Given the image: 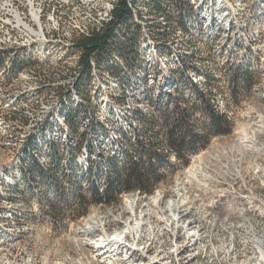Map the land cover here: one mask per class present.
Here are the masks:
<instances>
[{
	"label": "bare ground",
	"instance_id": "1",
	"mask_svg": "<svg viewBox=\"0 0 264 264\" xmlns=\"http://www.w3.org/2000/svg\"><path fill=\"white\" fill-rule=\"evenodd\" d=\"M32 1L35 6L37 2ZM42 1L46 2L45 12H55L61 4L75 7L86 0ZM117 1L109 2L105 19L75 30L71 37L42 31L22 38L15 23L7 21L5 16L6 22L2 20L5 34L0 35V77L4 80L0 87V149L10 157L9 165L0 167V201L9 204L5 215L12 225L27 219L24 211L16 208L24 206L25 190L33 178L39 179L29 164H34L38 171L48 170L56 152L63 157L69 174L77 176L84 188L95 180L103 195V181L111 175L108 169L111 162L126 164L128 156L133 155L131 147L144 131L145 125L134 118L138 111L149 110L147 99L142 97L150 92L157 95L175 91L174 80L186 92L189 85L201 88L202 78L186 71L185 61L195 57L194 52L185 47L182 50L174 37L184 45L196 40L195 43L210 48L214 56L226 57L234 70L249 66L257 71L258 78L261 75L262 57L256 48L261 37L250 29L264 22V0H251L249 9L244 0H183L178 7L172 4L171 21L165 26L171 34L166 32L168 35L160 39L148 29L151 18L145 0H137L139 7L131 3V11L143 40L139 68L127 74L125 85L91 59L94 64L86 93L78 95L75 87L83 65L80 54L73 51L75 42L92 35L93 30L104 28ZM162 43L164 49L158 48ZM71 62L74 65L61 70ZM18 63L22 64L21 68H17ZM26 81H30V86L24 88ZM121 96L122 102L117 99ZM69 100L75 101L76 108H83L82 114L72 117L70 122L63 116ZM213 107L221 113L225 109V106ZM29 108H33L32 113L26 114ZM157 151L170 154L167 147ZM204 166L191 171L190 176L196 175L205 182L204 194L220 187L223 191L217 190L222 194L218 200L212 196L213 201L208 197L190 201L187 192H176L167 199L162 190L124 193L113 218L109 215L111 209L107 208L103 221L98 222L100 225L91 224L92 218L88 228L79 230L83 237L101 236L92 243L89 241L91 251L103 258V264H264V242L249 225L251 217L246 208L239 210L240 221L222 217L216 211L221 199L231 195L225 186L234 179V173L208 171ZM256 200L257 214L264 219V201ZM3 240L0 238V245ZM250 246L252 256L247 257L245 251ZM240 251H244L242 256Z\"/></svg>",
	"mask_w": 264,
	"mask_h": 264
},
{
	"label": "rangeland",
	"instance_id": "2",
	"mask_svg": "<svg viewBox=\"0 0 264 264\" xmlns=\"http://www.w3.org/2000/svg\"><path fill=\"white\" fill-rule=\"evenodd\" d=\"M111 1L86 0L75 7L61 4L59 10L45 12L46 2L42 0H35L37 2L35 6L32 0H0V35L5 34L4 29H1L2 20L5 21V17H8L7 21L15 23L17 28L15 29L22 38L27 37L26 35L41 34L42 31L59 32L62 36L71 37V33L73 35L75 30H83L87 25L105 19L110 10ZM244 4L246 9H249L252 1L244 0ZM250 30L252 33L255 31L260 33L261 38L256 48L262 57L263 68L260 77H257L258 80L250 78L245 84L240 80L242 74L235 72L236 70L226 57L214 56L210 48L195 43L196 40L184 45L182 40L174 37V40L176 39L174 42L182 50L194 52L195 57L192 56L187 63L194 68L192 72L202 78L201 88L205 95V103L209 102L211 106H225L224 111L220 113L227 117L231 129L228 134H214L207 128L210 124L207 115L195 109L190 122L195 125L193 128L200 137L198 147L184 150V158L190 160L188 166H183V161L179 158L174 161L173 157L165 159L166 162L164 161L159 169L161 179L154 191L162 190L167 199L174 196L176 192H187L186 195L189 196L190 201L205 200L207 197L212 201L218 200V197L222 195L217 192L220 187L216 188L215 192H210L211 195L204 194L203 183L205 182L196 175L191 177V171H196L203 164L208 171L223 170L220 172L222 174L224 171L233 172L234 179L225 186L231 195L221 199L216 211L221 216L240 221L239 210L244 206L248 216L251 217L249 225L259 232L258 235L264 242V219L259 217L256 211L259 205L256 198L264 201V22L253 25ZM230 40L231 38L228 39ZM72 63L61 70L65 71L66 67L74 65ZM204 74H208L209 77L205 78ZM29 82L24 83V88L30 86ZM3 84L4 80L0 77V87ZM192 103L193 105L201 104L200 100L196 101L194 97ZM32 109L29 108L26 114L32 113ZM160 113L163 111L148 110V114L152 116L160 115L159 119H161ZM0 115L2 118L1 111ZM159 119L155 118L153 123L157 131ZM172 121H165V125L169 128L173 125ZM156 136L159 135L156 134ZM203 137L209 138L206 144H203ZM156 140L158 139L155 138ZM9 157L7 151L0 149V167L9 165ZM63 160V157L59 159L54 167L53 175L44 178L40 186L25 190L27 193L24 199L25 204L16 209L24 211L26 220L19 221L15 225L7 222L5 211L9 204L0 201V238L4 239L0 245V264H103V258L91 251V247L87 245L89 241L92 243L99 240L101 236L95 234L93 238L83 237L79 230L88 228L92 218L94 219L91 224L100 225L99 221H103L107 208L111 209L109 215L113 218L119 210L117 204L122 198L118 195H114V198L105 196L107 200L103 203L111 201L115 202L112 205H117L112 208L110 207L112 205H95L98 196L93 191L92 195L89 194V187L76 188L72 185V176ZM50 182L57 185L51 186ZM106 183L107 181H103V197ZM99 193L101 194L100 190ZM121 193L124 195L122 190ZM250 249H252L251 246L245 251L247 257L252 256ZM243 252L240 251L239 254ZM249 261L253 262L252 259Z\"/></svg>",
	"mask_w": 264,
	"mask_h": 264
},
{
	"label": "trees",
	"instance_id": "3",
	"mask_svg": "<svg viewBox=\"0 0 264 264\" xmlns=\"http://www.w3.org/2000/svg\"><path fill=\"white\" fill-rule=\"evenodd\" d=\"M142 1L144 2V0ZM131 3L134 6L136 5V7H139L138 4H140L137 0H118L114 4L111 20L107 24H103L104 28L99 31L93 30V33H91L92 35H89L90 37L83 36L78 39L79 41L77 40L75 42L73 51L80 54L81 63L83 65V70L80 73L81 76L77 80V86L75 87L78 95L86 93L85 90L88 87L91 76V59H94L99 68L112 78L117 80L120 79L119 81L125 85L128 84V82H125L127 74L139 68L140 53L143 49L141 43L143 40L140 26L136 25L132 19ZM182 3L183 0H145L144 4L145 6L147 5L148 14L151 18L148 29L155 38L160 39L166 36L168 32L165 26L171 21V13L169 11L171 5L174 4L175 7H178ZM151 14H153V16ZM161 19H163V21H161ZM163 31L164 35L162 34ZM168 34H171V32ZM161 45L162 46H158V48L164 49L165 44L162 43ZM185 62L186 71H192L194 68L189 65L187 61ZM21 67L22 64L18 63L17 68ZM235 72L242 74L240 80H242L244 84L247 83L250 78L258 80L257 71L249 69V66L239 67ZM177 75L178 73L174 76ZM204 76L205 78L209 77L208 74H204ZM175 82L174 80L173 86L176 87L175 91H171L167 94L166 92H159L157 95L150 92V94H145L144 97H142L147 99L149 110L157 109L163 111V113H160L161 119H159L160 115L152 116V114H148V111L137 112L134 118L145 125L144 131L139 134L140 138L137 144L131 147L133 155L128 156V162L126 164H120L115 161L111 162L110 168L108 167L111 175L105 180L107 183L106 190H104V197L99 193V185L95 180L89 186V194L92 195L93 191L95 195L98 196L95 205L115 204V202L109 201L108 203H103V201L107 200L105 196L108 195L110 198H114V195L121 196V190L124 193L136 190L147 193L153 192L161 179L160 167L163 166L165 159L173 157V155L175 159L179 158V160L183 161V166H188L190 160L184 158V150L197 148L199 144L198 139L200 138L193 128L195 125L190 122V119L196 111L195 109L201 110L207 115L210 119V124L207 128L214 134L223 135L230 132L231 125L227 121V117L216 111L209 102L205 103V95L201 88L198 86L190 87L189 85L188 91L186 92L179 87L177 82V85H174ZM171 84L172 80L170 78V85ZM193 97L196 101L200 100L201 104L197 105L194 103L193 105ZM117 99L122 102L124 97L121 96ZM75 104L74 100H69L67 106L64 108L63 116H65L69 122L72 117L77 118L83 112V108H76ZM169 116H171V118ZM155 118L156 120L159 119L157 121L158 131L153 125V123H155ZM167 120H173V125L169 128L165 125V121ZM71 130H73V126ZM155 133L159 136H156ZM155 138L158 140L155 141ZM208 139L207 137H203V144H206ZM165 147L169 149L170 154H159L157 150ZM134 156L137 157L136 161L134 160ZM60 158L61 155L55 152V160L48 170L38 171L34 164H29V167L34 169V172L39 176V179L33 178L29 188L40 186L44 178H49L50 175H53L54 167ZM70 175L72 176V185L76 188L81 187L82 184L79 183L77 176L73 174ZM54 178H52V180H54ZM50 185L56 186L57 183L50 182Z\"/></svg>",
	"mask_w": 264,
	"mask_h": 264
},
{
	"label": "built area",
	"instance_id": "4",
	"mask_svg": "<svg viewBox=\"0 0 264 264\" xmlns=\"http://www.w3.org/2000/svg\"><path fill=\"white\" fill-rule=\"evenodd\" d=\"M130 8L132 9V5L130 6ZM261 44V43H260ZM93 62H92V60H90V66H91V68H93ZM65 89H66V84H65ZM87 105H89V102L87 103ZM79 202V201H78Z\"/></svg>",
	"mask_w": 264,
	"mask_h": 264
}]
</instances>
